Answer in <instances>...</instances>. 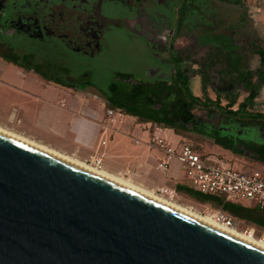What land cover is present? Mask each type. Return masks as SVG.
<instances>
[{
  "label": "flooded vegetation",
  "instance_id": "1",
  "mask_svg": "<svg viewBox=\"0 0 264 264\" xmlns=\"http://www.w3.org/2000/svg\"><path fill=\"white\" fill-rule=\"evenodd\" d=\"M258 17L247 0H0V51L27 56V63L49 77L92 92L87 86L93 73H73L71 63L106 54L113 36L122 34L126 44L145 54L138 67L145 81L136 83L188 81L192 91L197 82V97L220 99L222 107L235 99L236 112L254 89L264 93V30ZM125 74L135 84L134 73ZM218 112L219 124L198 111L195 133L230 151L216 144L220 138L239 156L258 160L254 150L264 149V125L227 109ZM206 125L214 136L203 131Z\"/></svg>",
  "mask_w": 264,
  "mask_h": 264
},
{
  "label": "water",
  "instance_id": "2",
  "mask_svg": "<svg viewBox=\"0 0 264 264\" xmlns=\"http://www.w3.org/2000/svg\"><path fill=\"white\" fill-rule=\"evenodd\" d=\"M0 264H264V250L0 132Z\"/></svg>",
  "mask_w": 264,
  "mask_h": 264
},
{
  "label": "crops",
  "instance_id": "3",
  "mask_svg": "<svg viewBox=\"0 0 264 264\" xmlns=\"http://www.w3.org/2000/svg\"><path fill=\"white\" fill-rule=\"evenodd\" d=\"M255 104L263 109L255 113L264 114V93ZM108 111L113 110L98 93L48 81L0 57L1 128L87 165L100 158L102 170L148 192L176 189L168 185L169 173L157 168L163 155L152 159L148 154L156 150L148 144L152 123Z\"/></svg>",
  "mask_w": 264,
  "mask_h": 264
},
{
  "label": "trees",
  "instance_id": "4",
  "mask_svg": "<svg viewBox=\"0 0 264 264\" xmlns=\"http://www.w3.org/2000/svg\"><path fill=\"white\" fill-rule=\"evenodd\" d=\"M0 57L24 68L26 71L40 74L48 81L69 88L73 87L70 84L51 78L41 72L40 66H35L30 62L27 63V56H20L15 52L6 51L2 53L0 51ZM129 82H132L130 75L125 73L116 74V81L109 86L108 92L106 94L103 93V95H98L107 102V107L110 110L136 117L141 123L158 124L175 132L189 131L188 127L194 125L195 118L198 115L197 110L200 108L199 106L215 107L214 110L216 111H224V109H227L234 115H237V113L244 116L253 115L247 113V108L253 106L258 97V91L254 89L246 101L241 104L240 111L235 112L231 110L236 103L235 99L231 100L226 107L221 106L220 99L217 103H212L210 99L204 101V99L193 94L188 87V81H181L179 83L166 81L158 85L144 83L131 84ZM255 116H257V122L264 124V114H256ZM216 144L231 150L234 154H241L236 147L230 144H223L220 138H217ZM254 152L258 155L257 159L264 163V149H255ZM176 190L189 192L200 202L218 208L233 219L250 225L249 227L256 228L257 231L264 232V210H260L256 206L226 202L222 196H207L201 193H195L186 185H177Z\"/></svg>",
  "mask_w": 264,
  "mask_h": 264
},
{
  "label": "rangeland",
  "instance_id": "5",
  "mask_svg": "<svg viewBox=\"0 0 264 264\" xmlns=\"http://www.w3.org/2000/svg\"><path fill=\"white\" fill-rule=\"evenodd\" d=\"M247 3L253 7L255 11H258L259 17V28L264 30V0H247ZM140 48L135 45H129L126 44L124 41L123 35H114L111 40V49L106 54L98 57L97 59L93 61H84V63L79 66L71 63L70 67L73 70V73H80L87 71L88 73H93L90 84L87 86L89 91L96 92L98 94L103 95L108 92L109 86L116 81V74L117 73H134L135 75V83L145 81L144 76H140V71L138 68L139 65L143 62L145 59V54H140ZM24 51H17L19 54L24 53ZM30 51V50H29ZM73 64V65H72ZM86 65H88L89 68H86ZM135 71V72H134ZM131 84H134L133 82H129ZM192 92L195 96L199 94L198 91V83L195 82L191 84ZM100 98H102L100 96ZM203 98V97H202ZM103 99V98H102ZM244 97H241L238 99L237 105L235 109L238 107V104L243 101ZM227 101H222L223 104H226ZM255 109V110H254ZM263 109H260V107L256 108H248L247 112L252 113L254 111H260ZM197 111L202 112L203 117H210L216 121L217 124H219L220 118L222 115L214 110V109H200L198 108ZM117 113H120L119 111H116ZM218 120V121H217ZM247 123L248 121L245 120ZM128 123V122H125ZM146 126H149L151 123L145 122ZM153 125V124H152ZM264 125V124H262ZM161 127V126H160ZM150 128V127H149ZM154 126H151V129H153ZM189 131L187 132H175L172 133L171 131H168L170 129H167V131L164 134V137L170 139V141L177 142L179 138H184L185 143H194L199 147V145H202L201 151H199L201 154H205L210 157L214 158H223L227 162H229L233 169L241 174L245 175H254L258 174L262 178H264V163L259 160H251L247 159L245 157L239 156V154L234 156L230 151H225L219 147H217L214 143L207 141L202 136H199L198 131L195 133V130L193 126H189ZM163 129H166L163 127ZM204 132L208 133L210 136H214V130L211 129L208 125L204 127ZM201 133V132H200ZM179 136V137H178ZM229 150V149H228ZM149 155H151L152 159L156 156H162L159 151L153 150V153L148 152ZM105 171V170H104ZM107 174L114 176L116 178V175L110 174L107 171H105ZM169 173L168 178V185L172 186L173 188H176L177 185H186L190 190H192L195 193H200V190L198 187L194 186L192 182L188 179L185 172L182 170L181 164H179L177 161H173L171 164L170 169L166 172ZM160 176L162 178H166V175L164 173H161ZM123 179V178H120ZM125 180V179H123ZM129 181V180H125ZM130 182V181H129ZM143 189V188H142ZM144 190V189H143ZM146 191V190H145ZM178 196L176 198V203L182 205L191 207L194 210H196L198 213L202 215H213V213L218 208L211 207L208 204L200 202L195 196H192L189 192L186 191H177ZM168 199V198H167ZM174 201V202H175ZM248 204V202H244ZM250 225L241 223L239 225L238 231H245ZM236 230V229H235ZM245 233V232H244ZM262 234L261 231H257L256 237H260Z\"/></svg>",
  "mask_w": 264,
  "mask_h": 264
},
{
  "label": "built area",
  "instance_id": "6",
  "mask_svg": "<svg viewBox=\"0 0 264 264\" xmlns=\"http://www.w3.org/2000/svg\"><path fill=\"white\" fill-rule=\"evenodd\" d=\"M108 114L112 116L114 112L108 111ZM153 126L152 137L148 144L150 148L156 149L163 155L159 160L158 170L167 172L172 162L177 161L192 184L199 188L201 194L222 196L226 202L256 206L260 210H264V178L258 174H241L235 171L232 165L223 158L201 154L199 151H201L202 145L198 147L194 143H185L184 138H179L177 142L170 141L164 137V129L161 125L153 124ZM89 165L102 169V160L95 158ZM156 193L169 199H176L178 196L176 189L168 187H163ZM244 202H248V204ZM213 217L216 222L239 230L241 222L228 216L222 210L215 211ZM252 231L256 236V228L248 227L244 232ZM256 238L264 242V232Z\"/></svg>",
  "mask_w": 264,
  "mask_h": 264
},
{
  "label": "bare ground",
  "instance_id": "7",
  "mask_svg": "<svg viewBox=\"0 0 264 264\" xmlns=\"http://www.w3.org/2000/svg\"><path fill=\"white\" fill-rule=\"evenodd\" d=\"M0 132L5 134V135H8V136H10L12 138H15L17 140H20V141H22L24 143H27V144H29V145H31V146H33V147H35V148H37V149H39L41 151H44V152L52 154V155H54L56 157H59V158L65 160L67 162H70V163H72V164H74V165H76V166H78V167H80V168H82L84 170H87V171H89L91 173H94V174H96V175H98V176H100L102 178H105V179L110 180V181H112L114 183H117V184H119V185H121V186H123L125 188L133 190V191H135L137 193H140V194H142V195H144V196H146L148 198H151V199H153V200H155L157 202L162 203L165 206H168V207H170L172 209H175V210H177V211H179L181 213H184V214H186V215H188V216H190V217H192L194 219H197V220H199V221H201V222H203V223H205V224H207V225H209L211 227H214V228H216V229H218L220 231H223V232H225V233H227V234H229V235H231L233 237H236L238 239L246 241V242H248V243H250V244H252V245H254L256 247H259V248L264 250V242H261V241H259L256 238V236L254 235V231H252L250 233L249 232L248 233H244V232L235 230L233 228H228L225 225H223V224H221L219 222H216L214 217H213V215H202V214L198 213L196 210H194L191 207L182 206V205L178 204V202L176 203V201H175L176 199H169V198L167 199L164 196H160V195H157L155 193H151V192L145 191L142 188L136 186L135 184H133V183H131L129 181H125L123 179L111 176V175L107 174L102 169H97V168H95V167H93L91 165H87L86 163L81 162L80 160H77L75 158L62 155L60 152L58 153V152L53 151L51 149H48V148H46V147H44L42 145H39V144H37L35 142H31V141H29L27 139H24V138H22V137H20V136H18L16 134L8 132V131H6L5 129H3L1 127H0Z\"/></svg>",
  "mask_w": 264,
  "mask_h": 264
}]
</instances>
